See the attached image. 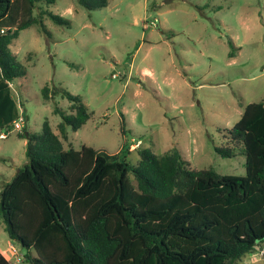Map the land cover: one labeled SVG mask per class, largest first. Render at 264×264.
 <instances>
[{"label":"rangeland","instance_id":"obj_1","mask_svg":"<svg viewBox=\"0 0 264 264\" xmlns=\"http://www.w3.org/2000/svg\"><path fill=\"white\" fill-rule=\"evenodd\" d=\"M106 3L95 9L80 0L43 4L68 24L45 17L49 36L32 25L13 40L11 50L26 73L10 88L28 130L40 132L47 119L59 134L61 117L53 110L68 112L67 91L92 116L76 131L67 128L64 148L85 144L116 153L125 140L130 164L139 158L137 148L156 154L176 148L192 167L245 175L243 153L225 158L214 146L246 104L264 101V0ZM44 85L60 93L44 100ZM25 147L15 130L0 137V190L27 163ZM0 249L13 263L30 264L1 217ZM240 264H264V257L249 254Z\"/></svg>","mask_w":264,"mask_h":264},{"label":"trees","instance_id":"obj_2","mask_svg":"<svg viewBox=\"0 0 264 264\" xmlns=\"http://www.w3.org/2000/svg\"><path fill=\"white\" fill-rule=\"evenodd\" d=\"M54 2L0 0V131L19 117L10 83L26 73L10 45L32 25L49 36L45 17L68 24L43 7ZM80 2L89 9L107 4ZM41 93L48 100L60 90L44 85ZM63 95L68 112L53 110L59 134L47 119L40 132L25 123L17 131L26 138L27 163L0 190L5 231L30 264H240L264 247V101L246 104L214 146L221 157L244 154L239 176L192 167L176 148H137L136 164L127 161L125 140L116 153L64 148L67 128L80 129L92 112L80 97ZM120 129L125 136V121ZM0 264L14 263L0 251Z\"/></svg>","mask_w":264,"mask_h":264},{"label":"built area","instance_id":"obj_3","mask_svg":"<svg viewBox=\"0 0 264 264\" xmlns=\"http://www.w3.org/2000/svg\"><path fill=\"white\" fill-rule=\"evenodd\" d=\"M24 121H25L24 116L22 113H20L19 117L16 120H14V122L12 123L11 129H3L4 131L2 130L3 132H0V137H6L8 135V133L12 130L20 131L22 129V127L24 126ZM12 249H14V248L12 247ZM256 253L259 254L260 256L264 257V247L261 248L260 250H258ZM256 253H254V254H256Z\"/></svg>","mask_w":264,"mask_h":264},{"label":"crops","instance_id":"obj_4","mask_svg":"<svg viewBox=\"0 0 264 264\" xmlns=\"http://www.w3.org/2000/svg\"><path fill=\"white\" fill-rule=\"evenodd\" d=\"M25 116V115H24ZM26 121H27V117H26ZM0 251L3 253V251L0 249ZM4 254V253H3ZM6 257V256H5ZM7 258V257H6ZM8 260H10V258H8ZM11 261V260H10ZM12 262V261H11ZM15 264V263H14Z\"/></svg>","mask_w":264,"mask_h":264},{"label":"water","instance_id":"obj_5","mask_svg":"<svg viewBox=\"0 0 264 264\" xmlns=\"http://www.w3.org/2000/svg\"><path fill=\"white\" fill-rule=\"evenodd\" d=\"M26 135H27V132H26ZM29 259V258H28Z\"/></svg>","mask_w":264,"mask_h":264}]
</instances>
